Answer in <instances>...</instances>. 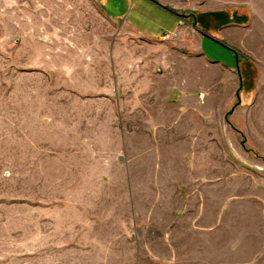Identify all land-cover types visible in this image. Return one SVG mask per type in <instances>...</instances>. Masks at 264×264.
Listing matches in <instances>:
<instances>
[{"label": "rangeland", "instance_id": "rangeland-1", "mask_svg": "<svg viewBox=\"0 0 264 264\" xmlns=\"http://www.w3.org/2000/svg\"><path fill=\"white\" fill-rule=\"evenodd\" d=\"M155 1L240 25L217 32L237 58L192 25L164 45L144 40L96 0H0V264H264V0ZM166 57L182 84L181 133L202 135L195 154L177 146L197 168L176 181L158 171L174 156L157 140L118 155L121 141L93 134L111 131L102 95H125L143 68L165 72ZM135 158L145 165L127 183L120 164Z\"/></svg>", "mask_w": 264, "mask_h": 264}, {"label": "crops", "instance_id": "crops-1", "mask_svg": "<svg viewBox=\"0 0 264 264\" xmlns=\"http://www.w3.org/2000/svg\"><path fill=\"white\" fill-rule=\"evenodd\" d=\"M108 1L109 0H96V6L100 9L101 12L104 13V16L106 18L113 22H117L118 25L128 29L135 34H138L144 40L158 43V45H164L163 42H166V40H168L171 36H175L174 39L176 40L179 39V32L181 30V27H184L185 24L192 25L196 30L199 31V33H201L202 36H200L202 38L209 37L216 41H219V38L217 39V32H223L226 29L232 28V26L234 25L240 26L234 23H230L227 16L221 18L214 13L206 15L205 18H203L201 14H195L194 18L190 21V19L181 17L180 13H177L172 9H167L166 6L155 0H111L110 3H108ZM127 9L129 10L127 11ZM165 29L168 34H161V31ZM193 38L195 45L199 46L200 43L198 44V39L196 38V36ZM223 38L225 41L224 43H228L231 45V43L226 40V37ZM116 39L117 37L113 38V40ZM177 48H182V46L180 47L177 45ZM226 49L232 56H236V58L240 53L230 46H228ZM173 51L176 52V50ZM108 54L110 56V59H112L114 58L113 55L117 53L109 52ZM203 57L206 58L204 53ZM165 60H168L170 62L167 63L168 66L165 72L160 71L159 73H153L151 75V73L149 72L150 70L144 68L141 69L143 70L142 72H144L142 74L143 78L137 85L132 84L136 81V77H134L136 76V74H133L132 78L126 77V87L124 92L125 95H119V92L121 91H119L118 89L110 90L108 93L105 92L107 94L102 95L103 99L99 100H103V102H99L98 106L102 107V105H104L108 106L109 109H111L108 113H105L110 120V123H108L110 124L111 131H94L93 134L97 139H117L121 141L120 149L117 151V153H115L118 155L125 154V151H127L128 149H131V154L133 155L134 146L140 144L141 140H157V146L160 152L163 149L162 146H164V148H167L168 150H173V152L168 153V155L173 154L174 156L172 165H168V167H166V165L162 166L160 164L158 166V171L161 172L162 170H167L168 172H173L174 174L172 178L176 181L177 172L189 171V173H191L192 170H196L197 168L195 165L187 162L186 160L183 163H179V161L177 160V157L179 155H177V153L175 152V150L178 148L177 146H186L188 148L187 153H182V156L195 154V152L193 153L190 150L192 148L196 149L197 142L195 141H197L199 138L202 139V135H198L196 131L181 133V121L179 120L180 113L178 112V114H176V109H180L183 104L181 95L182 84L176 82L175 60H172L169 57H166ZM220 63L225 65L228 71H235L233 69V66L226 61ZM237 68H239L238 64L237 66H235V69ZM188 87L189 86H186V89L190 90V88ZM187 90L185 94H187ZM247 90L248 89H245V91ZM98 94L100 95L101 91ZM193 95H195L194 90H190L187 97H189V99H192ZM123 96H125V98ZM249 97L250 94L248 95L246 93H243L242 90L240 104L242 103V98ZM66 103H69V101H61L62 105H66ZM121 108H127L126 121H123L120 118L119 112ZM139 118L141 119L140 123ZM106 119L107 118H104L103 120L98 119L94 122L101 126H105L107 123ZM172 140L174 141L173 143H171ZM177 140H182L184 142L178 144L176 142ZM150 144L154 146L153 143ZM140 145H142V141ZM137 164H142V166H144V159L135 158L131 161L125 160L124 163L120 164L122 171L126 175L127 183L128 178H134V175L132 174L135 172L134 167ZM180 164H182L181 167H179ZM186 165H188V167H183ZM83 173L84 179L86 178L88 181H91L96 172L88 170ZM182 176L185 175L182 174ZM188 179L195 181V179L190 175L188 176ZM168 182L171 183V180L168 179ZM129 185L133 186V183L130 181ZM87 186H89L90 188L94 187V185H92L90 182L87 184ZM173 186L177 187L179 185L173 184ZM92 196L94 198L90 199L95 204L99 198L96 197L95 191L92 192ZM86 201L87 198L84 200V202L86 203ZM89 218L93 219L94 216ZM81 222L83 224H80L78 227L80 228L82 233V238H80L82 241L86 234L84 217ZM82 243L84 242L82 241ZM85 250L88 249L85 248Z\"/></svg>", "mask_w": 264, "mask_h": 264}, {"label": "water", "instance_id": "water-1", "mask_svg": "<svg viewBox=\"0 0 264 264\" xmlns=\"http://www.w3.org/2000/svg\"><path fill=\"white\" fill-rule=\"evenodd\" d=\"M219 45H221L222 47H225V48H227L228 46L227 45H225V44H223V43H221V42H219V41H216Z\"/></svg>", "mask_w": 264, "mask_h": 264}]
</instances>
